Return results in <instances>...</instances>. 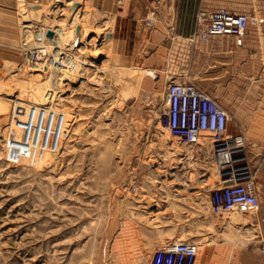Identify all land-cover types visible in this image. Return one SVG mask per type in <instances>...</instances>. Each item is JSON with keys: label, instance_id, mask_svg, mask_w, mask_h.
Masks as SVG:
<instances>
[{"label": "rangeland", "instance_id": "374dc122", "mask_svg": "<svg viewBox=\"0 0 264 264\" xmlns=\"http://www.w3.org/2000/svg\"><path fill=\"white\" fill-rule=\"evenodd\" d=\"M28 2L45 7L35 16ZM28 2L0 0V264H151L156 249L139 243L152 239L198 243L196 264L213 252L264 264V199L212 213V140L167 127L169 80L198 81L183 46L154 72L116 40V11ZM69 25L73 45L41 32Z\"/></svg>", "mask_w": 264, "mask_h": 264}, {"label": "crops", "instance_id": "0c3cea01", "mask_svg": "<svg viewBox=\"0 0 264 264\" xmlns=\"http://www.w3.org/2000/svg\"><path fill=\"white\" fill-rule=\"evenodd\" d=\"M93 4L116 11V40L131 48L134 57H145L154 72L173 56L171 44L183 46L180 54L187 71L193 78L198 75L195 83L228 111V134L244 137L246 162L263 200L264 0H93ZM218 8L248 13L244 37L215 35L191 44L188 39L197 30L199 11ZM139 244L145 249L161 246L154 239ZM228 262L223 252H213L198 264Z\"/></svg>", "mask_w": 264, "mask_h": 264}, {"label": "built area", "instance_id": "2783aa9c", "mask_svg": "<svg viewBox=\"0 0 264 264\" xmlns=\"http://www.w3.org/2000/svg\"><path fill=\"white\" fill-rule=\"evenodd\" d=\"M246 11L218 8L197 14L193 41H206L215 35H232L241 40L248 28ZM164 117L169 131L185 144L197 143L208 135L220 169L219 186L212 190L210 210L214 214L258 209L260 197L244 153L242 135H229L230 116L212 95L193 81L170 79ZM199 245L194 241L170 240L153 254L151 264H196Z\"/></svg>", "mask_w": 264, "mask_h": 264}, {"label": "bare ground", "instance_id": "6f19581e", "mask_svg": "<svg viewBox=\"0 0 264 264\" xmlns=\"http://www.w3.org/2000/svg\"><path fill=\"white\" fill-rule=\"evenodd\" d=\"M27 2H28V0H26ZM27 7H28V9H29V11L30 12H33V15H35V16H38V14H39V11H41V9L42 8H44L45 6H43V4H33V3H27ZM34 16V17H35ZM48 25V24H47ZM49 29H52L53 31H54V36H52L51 37V39L53 40V41H57L58 42V44H59V42L61 43V45H66V46H68V44H71V45H73L76 41H78V39H79V36H78V34H77V32L73 29V27L72 26H64V27H62V26H60V28H55V27H51V26H46L45 28H43V30L41 31L42 33L43 32H46L47 30H49ZM38 34V33H37ZM48 39V38H47ZM37 40V39H36ZM42 42V41H41ZM40 42V43H41ZM58 47V46H57ZM60 50H61V48H60ZM63 50V49H62ZM71 50V49H70ZM67 51V50H66ZM44 52V51H43ZM65 53V52H64ZM66 54V53H65ZM68 54V53H67ZM74 54V53H73ZM69 55V54H68ZM67 55V56H68ZM66 56V57H67ZM55 57V56H54ZM69 57V56H68ZM72 57V56H71ZM71 63V62H70ZM69 63V64H70ZM72 64V63H71ZM65 65V64H64ZM63 66V65H62ZM61 69V68H60ZM67 69V68H66ZM135 80H137V81H135L136 83H138V85H139V78H135ZM202 139V138H201ZM215 160V159H214ZM233 214V213H232ZM236 216V215H235ZM232 217V216H231ZM228 219H229V217H228ZM247 219V218H246ZM232 222H234V223H236V222H239V221H246L245 219H242V217H233L232 218V220H231ZM230 221V222H231ZM231 222V223H232ZM243 222V223H244ZM178 240H180V239H178ZM197 260H198V258H197Z\"/></svg>", "mask_w": 264, "mask_h": 264}, {"label": "water", "instance_id": "95a60500", "mask_svg": "<svg viewBox=\"0 0 264 264\" xmlns=\"http://www.w3.org/2000/svg\"><path fill=\"white\" fill-rule=\"evenodd\" d=\"M79 34H80V33H79ZM79 34H78V35H79ZM47 36H49V37L54 36V31H53L52 29H49V30L47 31ZM108 36L111 37V34H109Z\"/></svg>", "mask_w": 264, "mask_h": 264}]
</instances>
